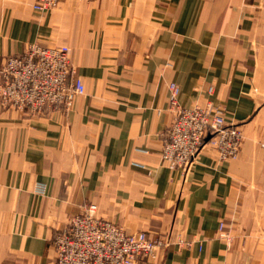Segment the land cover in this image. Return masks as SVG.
<instances>
[{
  "label": "crops",
  "instance_id": "1",
  "mask_svg": "<svg viewBox=\"0 0 264 264\" xmlns=\"http://www.w3.org/2000/svg\"><path fill=\"white\" fill-rule=\"evenodd\" d=\"M36 1L0 0V68L28 43L67 46L85 94L34 118L0 104V264H55L89 204L189 242L137 264H264V0H60L42 16ZM172 82L186 107L214 87L240 158L207 147L184 175L162 162Z\"/></svg>",
  "mask_w": 264,
  "mask_h": 264
},
{
  "label": "built area",
  "instance_id": "2",
  "mask_svg": "<svg viewBox=\"0 0 264 264\" xmlns=\"http://www.w3.org/2000/svg\"><path fill=\"white\" fill-rule=\"evenodd\" d=\"M59 2L37 0L33 10L42 16ZM70 52L67 46L50 48L33 42L21 54L7 57L0 68V104L31 118L47 111L69 112L75 100L85 94ZM169 91L173 120L162 134L161 160L170 170L186 174L207 147L215 151L219 161L240 158L243 131L228 125L224 110L214 106L213 86L207 88L202 100L187 107L178 101L177 83L172 82ZM261 147L264 149V143ZM37 192L43 195L45 187H38ZM53 245L55 264H137L141 259L152 263L157 252L173 246L182 248L189 242L179 233L150 237L143 231L128 232L123 226L99 217L97 206L89 204L55 236Z\"/></svg>",
  "mask_w": 264,
  "mask_h": 264
}]
</instances>
